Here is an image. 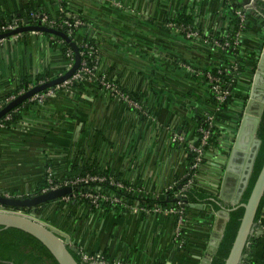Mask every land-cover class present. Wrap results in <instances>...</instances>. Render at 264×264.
Returning a JSON list of instances; mask_svg holds the SVG:
<instances>
[{
  "label": "crops",
  "instance_id": "0c3cea01",
  "mask_svg": "<svg viewBox=\"0 0 264 264\" xmlns=\"http://www.w3.org/2000/svg\"><path fill=\"white\" fill-rule=\"evenodd\" d=\"M240 1L64 0L66 14L82 21L73 40L95 44L97 75L137 95L144 112L92 81L57 91L43 102H28L16 121L0 128V192L35 194L48 170L58 178L70 177L91 164L143 190L135 194L167 201L166 188L184 178L189 163L186 144L172 142V135L195 139L199 119L213 113L220 128L217 145L206 149L193 184L210 202L187 207L182 243L174 236L175 218L167 214L104 212L102 206L92 210L86 202L63 197L36 207L40 221L59 229L76 248L102 255L110 264H203L224 225L221 206L236 196L242 152L251 141L247 125L248 139L242 135L227 169L253 82V62L264 43L261 10L245 9L246 27L238 42L245 61L231 91L234 101L226 109L215 107L203 75L229 59L209 38L229 32L233 7L241 6ZM31 10L52 18L61 15L56 0H0L2 15ZM180 17L199 35L189 38L167 25ZM52 35L29 31L1 43L0 105L22 78L50 80L67 70L62 44ZM259 225L264 226V215ZM261 226L252 233L261 234ZM263 256L264 243H250L242 264H264Z\"/></svg>",
  "mask_w": 264,
  "mask_h": 264
},
{
  "label": "water",
  "instance_id": "95a60500",
  "mask_svg": "<svg viewBox=\"0 0 264 264\" xmlns=\"http://www.w3.org/2000/svg\"><path fill=\"white\" fill-rule=\"evenodd\" d=\"M244 9L251 11L252 8L259 9L264 13V0H241L239 3ZM25 25L15 28L14 30L0 35L2 37H10L14 34L39 31L56 35L64 39L74 52L73 63L69 69L63 74L45 81L40 85H35L24 93H20L2 109H0V118L12 107L22 103L35 93L54 88L58 83L68 79L78 68L80 63V55L78 45L74 40L66 35L65 32L48 27L37 22L30 25L25 20ZM255 98H259L254 103ZM256 104V107L254 106ZM264 110V43L257 62V67L253 75V82L249 93L248 100L244 106L238 132L234 139L233 148L231 149L230 161L227 169L232 164L237 149L240 148L242 135L247 136L246 128L250 125L249 136L251 141L249 145L245 143L242 157L244 162L242 165L243 172L239 181L238 190L234 200L231 202L232 208H221L225 215L224 225L219 232V237L214 241V247L210 249V257L203 261V264H210L213 254L216 252L218 244L223 236L225 224L229 218V210L237 206L243 207V214L237 229L235 238L225 259L224 264H242L247 256V249L250 247L249 238L253 232L254 219L260 203L264 195V163L253 183L250 194L245 203L239 204V199L245 190L249 177L252 172L254 160L260 146V139L256 135L258 124L262 112ZM248 147H251L248 149ZM228 172L223 176V183L227 182ZM72 187L70 185L51 189L46 192L29 195L5 196L0 194V205L13 208L28 210V215L0 211V261L13 264H78L72 256L66 241L44 224L36 217V207L47 202L57 200L65 195L71 196ZM100 264V263H98Z\"/></svg>",
  "mask_w": 264,
  "mask_h": 264
},
{
  "label": "built area",
  "instance_id": "2783aa9c",
  "mask_svg": "<svg viewBox=\"0 0 264 264\" xmlns=\"http://www.w3.org/2000/svg\"><path fill=\"white\" fill-rule=\"evenodd\" d=\"M60 2L61 0H56ZM64 13V9L60 6V14ZM234 15L238 18L240 22V30L236 33V36L232 42V44L229 41H223L219 42L217 40H212L210 37L209 39L212 40V42L217 45L220 48L224 47H233L235 48L238 46L239 42V33H241V29H245L246 27V11L245 9L238 8L234 10ZM29 17H31L33 20L37 22H40V24L48 26V27H59V28H65L67 30L68 34H72L73 30L77 27H79L82 24V21L78 18H72V17H61V15L58 18H52L48 16L45 13H42L37 10H31L29 12ZM26 23L22 22L21 17H15L13 18L11 23H7L6 25H3L0 27V35L1 32L6 31H12L17 27L23 26ZM168 26L175 28L177 31H180L183 33L186 37H196L198 36V32L191 29L188 26H185L183 24H177L175 21H169L167 23ZM18 34H14L10 37H16ZM8 37H2L0 38V45L1 43ZM61 42V41H60ZM84 49L80 52L81 59L78 68L76 71L66 80H64L61 83H58L54 86V88L48 89L44 93H35L31 96V101H37V102H43L48 97H52L55 92L57 91H70L73 88L74 82L84 83L88 81H92L100 85L101 89H104L107 91L111 96L119 98L121 101H123L127 106L131 107L132 109L138 110L140 113L144 112L143 105L139 99L134 98L130 93L125 92L124 90L120 89L114 82L106 79L103 76H98L96 73V66H97V50L94 48V46L84 43L83 45ZM65 56L68 59L67 69H69L73 63V54L70 49H67L65 52ZM87 56H91V61H95L94 64L90 65L89 61L87 59ZM234 69H236V66H232ZM221 73L220 69L214 70V71H207L203 73L204 78L207 81V84L209 86L210 91H213L214 99L221 103L223 102L226 97L228 96V91L224 89L220 83L219 75ZM19 95V94H18ZM17 95H12L6 98L5 103L10 102L12 99H14ZM218 109V107H216ZM4 120L8 121L11 119V116L9 114L5 115L3 118ZM204 122H206V127H198L199 131V137L191 141H186L185 136L183 134H173L171 137V141L174 143H185L186 148L188 150V153L192 154V159L188 163L187 171L184 175L185 183L184 186H191L194 184V181L197 176V171L199 169V166L201 164V161L205 155V147L208 146L209 143V136L211 133V127L214 124L215 116L213 113H207L203 116ZM5 124L3 122H0V128H3ZM46 186L41 189V192H46L51 189L59 188L62 186L70 185L72 187V194L71 196L65 195L63 198L67 201H69L72 198H79L84 199L90 202L94 205V207L99 208L102 206L103 202H112L114 204L118 203L125 209L129 210L132 213H139V214H150V213H161V214H167L171 215L175 218L176 226L174 230V236L180 241V243L183 242V237L181 233L182 225L185 222L186 217V210L183 208V197L184 194L181 190L173 191V186L176 184V182H173L166 188L167 191H173V199L172 204L166 205V206H160L156 203H151L148 205H138L137 203L131 204L130 199L125 198L123 196H118L115 194V192L107 191L106 189H101L100 191H97L94 187L89 188L87 191H75L76 187L79 184H89V183H102L106 180H109V185L116 187L117 189H124L125 191H128L129 193L135 194L137 192H142L143 190L140 188H135L131 185H125L120 181H115L113 178H107L104 175H96V174H85V175H78L75 177L67 178V179H60L58 177H55L53 171L48 170L46 173ZM5 196H15L10 195L7 193H2ZM144 195H147L144 193ZM0 211L4 212H11V213H18V214H25L28 215V212L24 209L20 208H13L9 206L0 205ZM48 225V224H46ZM51 229L56 231L58 235L62 238V240L66 241V244L68 246H74V244L71 242L69 237H67L65 234H63L59 229L52 227L51 225H48ZM264 233V227L261 229ZM79 251V255L81 257V260L87 264H110L109 261L102 255L98 254H90L86 251H84L81 248H77Z\"/></svg>",
  "mask_w": 264,
  "mask_h": 264
},
{
  "label": "trees",
  "instance_id": "16d2710c",
  "mask_svg": "<svg viewBox=\"0 0 264 264\" xmlns=\"http://www.w3.org/2000/svg\"><path fill=\"white\" fill-rule=\"evenodd\" d=\"M60 6L64 9L65 4H64V0H61L59 2ZM240 9L242 8L239 5H235L233 7V11L236 9ZM30 12V11H29ZM29 12L28 13H20L19 15H2L0 14V27L3 25H6L7 23H11L13 18L15 17H21L22 18V22L24 23L25 20L27 19L28 24L34 25L36 24V21L33 20L31 17H29ZM61 17H65L68 18L69 16L66 14L65 9H64V13L61 14ZM71 17V16H70ZM175 22L177 24H183L185 26L190 27V25L187 23V20H185V18L180 17L179 19L175 20ZM232 27L229 30V32L224 35V36H214L211 37L212 40H217L219 42H223V41H229L231 44L236 36V33L240 30V22L238 20V18L235 16L233 22H232ZM58 30H61L63 32L66 33L67 36H69L72 40H73V33L75 31V29L73 30L72 34H68L67 30L65 28H59L57 26L52 27ZM191 28V27H190ZM193 29V28H191ZM194 30V29H193ZM245 29H241V31H244ZM10 31H6V32H1V35H4L6 33H9ZM48 34V33H46ZM240 34V33H239ZM52 35V34H50ZM53 37H55L57 40L61 41L62 44V48L61 51L65 54L67 49H70L73 57H74V52L73 49L71 48V46L69 45V43H67L64 39L56 36V35H52ZM84 43H88L92 46L95 47V44L93 42V40H86L78 45V50H79V55L80 52L84 49L83 45ZM223 51L225 54L228 55V60L224 61L220 66L216 67L215 70L220 69L221 73L219 75L220 78V83L222 85V87L224 89H226L228 91V96L226 97V99L221 102L218 103L213 96V91H210L211 93V101L213 102V104L215 105V107H218L219 110H224L226 109L229 104H231V102L234 101L232 95H231V91L232 89L237 85L238 82V78L241 74V72L243 71V64H244V56L241 53L239 46H236L235 48L231 47H224ZM232 57V60L230 59ZM80 59H81V55H80ZM87 59L89 61V64L92 65L95 63V61H91V56H87ZM257 60H255L253 62V67H252V72H254L256 70L257 67ZM236 66V69H234L232 66ZM206 80V79H205ZM45 79H41V77H36L34 80L26 77V78H22L21 82L19 84V86L17 87V89L15 90L14 93L11 94H7L3 97L2 99V104L0 105V109H2L7 103H5L6 98H8L11 95H18L20 93H24L26 92L28 89H30L31 87L35 86V85H40L42 83H44ZM81 83L79 82H74L73 87L79 85ZM100 87V85H97ZM50 89V88H48ZM48 89L39 91L37 93H44L46 92ZM134 98L139 99V97L137 98V95L130 93ZM31 98V97H30ZM30 98L24 100L22 103L10 108L1 118H0V122H3L5 124V126H8V124L12 121H16L19 118V114H20V110L22 107H24L28 102H32L30 100ZM142 103V101H141ZM245 104V102L243 103ZM143 105V103H142ZM144 108V106H143ZM9 114L11 116V119L6 121L3 118L5 117V115ZM199 126L200 127H206V122H204L203 118L199 119ZM211 133L209 136V143L208 146L205 147V150L208 149L211 146H215L217 145V135H219L220 132V128L217 125V119L214 120V124L211 127ZM199 131H196V138L199 137ZM256 135L257 137L260 139V146L258 148L255 160H254V164H253V168H252V172L251 175L249 177L248 180V184L245 188V190L243 191L240 199H239V204L241 203H245L247 201V198L250 194L251 188L253 186V183L264 163V110L262 112L261 118H260V122L258 124V128L256 131ZM192 159V154L189 153V161ZM96 174V175H104L107 178H113L115 181H120L119 177L116 176L114 173L110 172L109 170H98L95 167H93L91 164H87L85 165L83 168H81L80 170L78 169L76 174L70 177H61L60 179L64 180L67 178H71V177H75L78 175H85V174ZM185 178L180 179L179 181L176 182V184L173 186V191L176 190H181L182 193L184 194L183 197V208L185 210H187V207L190 204H195L198 202H210L208 197L206 196V194H202L200 191H198L197 189H195V187L193 185L191 186H184L185 183ZM121 182V181H120ZM123 183V182H122ZM46 180H44L43 184L41 185V187H45L46 186ZM125 185H130V184H126L123 183ZM94 187L97 191H100L101 189H106L107 191L110 192H115L116 195L118 196H123L125 198L130 199L131 204H138V205H148L151 203H156L160 206H166V205H170L172 204V199H173V191H167V196H168V200L164 201V200H157V199H152L150 197H146V196H140L139 194H132L129 193L128 191H125L124 189H117L114 186L109 185V180H106L102 183H89V184H79L75 191H87L89 190V188ZM41 188V189H42ZM41 189L39 191H37L35 194H38L41 192ZM34 195V194H33ZM70 200H75L76 202H86L90 208L92 210L96 209V207H94L93 204H91L90 202H88L87 200L84 199H79V198H72ZM217 201H213V206H217L216 205ZM226 208H232V205L230 204H226L225 205ZM102 210L104 212H108V211H115V212H124L125 209L124 207H122L121 205H119L118 203L114 204L112 202H103L102 204ZM25 211L28 212V210L26 209ZM129 211V210H127ZM243 214V207L242 206H237L236 208L230 209L229 210V218L225 224V228H224V232H223V236L218 244L217 250L216 252L213 254L212 259L210 264H224L225 259L229 253V250L231 248V245L233 243V240L235 238L237 229L239 227V223L241 220ZM264 215V195L260 200L256 215H255V219H254V228L256 227H260L261 225H259V219L260 217ZM264 226H261V229ZM181 233L183 234V230L181 229ZM264 233L261 230V234H256L255 232L251 234L249 241L251 243V245H260L261 243H264ZM72 256L75 258V260L78 262V264H87L85 262H83L81 260V257L79 255V251L77 250L76 247L73 246H68ZM264 259V256H263ZM0 264H13V263H9V262H5V261H0Z\"/></svg>",
  "mask_w": 264,
  "mask_h": 264
},
{
  "label": "flooded vegetation",
  "instance_id": "af4514ba",
  "mask_svg": "<svg viewBox=\"0 0 264 264\" xmlns=\"http://www.w3.org/2000/svg\"><path fill=\"white\" fill-rule=\"evenodd\" d=\"M230 205H231V203H230Z\"/></svg>",
  "mask_w": 264,
  "mask_h": 264
}]
</instances>
